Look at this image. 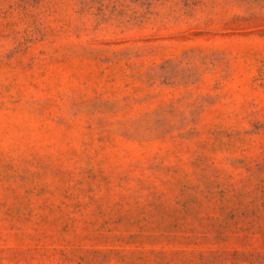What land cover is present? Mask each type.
<instances>
[{"label": "rangeland", "instance_id": "1", "mask_svg": "<svg viewBox=\"0 0 264 264\" xmlns=\"http://www.w3.org/2000/svg\"><path fill=\"white\" fill-rule=\"evenodd\" d=\"M0 264H264V0H0Z\"/></svg>", "mask_w": 264, "mask_h": 264}]
</instances>
